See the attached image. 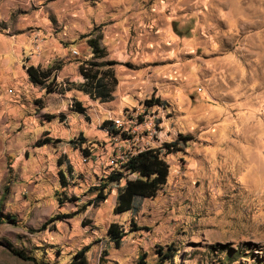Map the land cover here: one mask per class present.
<instances>
[{
  "label": "rangeland",
  "instance_id": "rangeland-1",
  "mask_svg": "<svg viewBox=\"0 0 264 264\" xmlns=\"http://www.w3.org/2000/svg\"><path fill=\"white\" fill-rule=\"evenodd\" d=\"M97 37L102 59L87 43ZM51 42L59 55L42 59ZM85 59L115 62L102 68L113 72L114 91L138 90L123 109L154 115L155 137L112 135L101 125L122 110L24 85L29 65L77 81ZM9 88L46 109L37 110L43 119L79 102L87 119L74 117L86 131L75 122L69 141L82 138L81 147H35L40 129L9 123L7 111L26 106L25 96L6 98ZM165 143L179 150L163 155L168 176L154 197L114 214L122 180L89 203L126 153ZM111 223L124 233L118 247ZM85 247L88 264H136L142 254L156 264L160 248L175 255L165 264H264V0H0V264H73Z\"/></svg>",
  "mask_w": 264,
  "mask_h": 264
},
{
  "label": "trees",
  "instance_id": "trees-1",
  "mask_svg": "<svg viewBox=\"0 0 264 264\" xmlns=\"http://www.w3.org/2000/svg\"><path fill=\"white\" fill-rule=\"evenodd\" d=\"M99 39L89 38L87 43L92 51L91 58L102 59L105 57V50L99 45ZM115 64L113 61L96 63L92 60L85 59L78 65L79 77L77 81L65 80V88L59 87L54 77L55 66L47 69H41L29 65L26 67V73L28 80L35 86H40L41 89L45 90L47 94L50 93H64L71 89L82 92L88 95L91 100H98L100 102H109L113 99V91L117 84L113 72L109 69H102L105 66H111ZM73 110L77 113L83 114L85 108L77 101H74ZM110 124L109 121H104L101 125L102 129H107L112 135H116L118 132ZM80 143L69 141V143L75 148H80L84 139H80ZM61 142L59 139H51L43 137L36 141L35 147H42L47 144H56ZM179 149H176V143H165L160 148L145 149L136 154H128L127 160L124 163H119V167L108 173V175L100 178V184L93 187L92 190L96 191V196L89 203L93 206H97L99 203L104 202L107 198L108 191H105L111 184H117L124 180L122 186H118L115 198V206L113 208L114 214H121L133 210L135 198H152L156 195L157 191L165 184L168 176V165L163 159V155L174 153ZM83 153L88 155L86 149H82ZM71 171L70 168H68ZM62 175L61 186L66 187L67 183ZM134 177L133 179H130ZM66 200H77V198ZM60 204L64 203L63 199L60 198ZM72 214L56 215L50 220L55 221L60 218H71ZM14 221V219H10ZM108 237L117 247L121 243V239L124 235L119 225L111 223L108 227ZM87 247L77 252L74 256L73 264H88L85 257ZM12 254L21 260L35 262L33 257L26 255L25 253L13 250ZM158 261L156 264H165L167 260H173L175 255L170 252H164L162 249L157 250ZM136 264H149L146 261V255L142 254L139 256Z\"/></svg>",
  "mask_w": 264,
  "mask_h": 264
},
{
  "label": "crops",
  "instance_id": "crops-1",
  "mask_svg": "<svg viewBox=\"0 0 264 264\" xmlns=\"http://www.w3.org/2000/svg\"><path fill=\"white\" fill-rule=\"evenodd\" d=\"M105 38H106V40H109V34H106ZM1 43H3L4 47L6 46V43H4V42H1ZM57 49H58V47L54 42H51L49 45H45L41 49V51H43L42 52V59L46 58L49 60L50 58H53V56H58L59 51H57ZM14 51L15 52L17 51L16 46L8 44V52L13 54ZM60 52H61V50H60ZM49 65H46L45 67H47ZM76 70L78 72V66H77ZM78 76H79V72L77 73L75 78H78ZM127 76L133 77V75H128L125 73L123 74L122 77H127ZM116 77H117V75H116ZM24 78L26 80L24 82L26 89L28 87H32V89L35 90L34 88L37 87V88H39V90H43L40 88V86H35L32 83H30V81L28 80V77H24ZM53 78L55 79V81L59 87H64L61 85V83H65L64 80L68 79V77H60L57 74H54ZM119 83H120V81H119ZM120 85L121 84L118 85V88ZM130 86H133V84H129L127 86V89H129V93L131 91H138V90L130 89L129 88ZM137 87H139V85H137ZM118 90L119 91L117 92V88H116V90L113 92V94H112L113 99L111 101L102 102V103H105L106 105H108L110 107L115 108L116 111L123 110V107H125V105L127 104V98L129 96V93L127 91L123 92L124 90H123L122 86ZM23 91L24 90L19 91V90L13 89V88H9L7 91V94H8L6 97L7 99L9 97L14 98V99H21V98L23 99L24 96L26 97V106L24 108L17 109L14 106V107H11L9 109V111H7L10 116L11 115L13 116L12 118L10 117L11 118L9 120L10 124H14V123L18 124L19 122H22L24 129H26V130L40 129L41 134H43V137H48L51 139H59L60 141H63V140L69 141L70 136L73 135V132H74L75 126L73 124H75V122L78 124L77 127L81 128L82 131L83 130L86 131V125L81 124V122L76 117H74L77 114V116L82 115L84 117V119H87L86 114H85L86 109H85V112L83 114L77 113L73 110V107H72L73 103L71 105L69 103L68 109L66 108L65 111H59L56 114H53L51 117H47V118L43 119L44 113H39V112H46L45 111L46 109L42 108L41 110H39L35 106H33L30 101H27L28 100V94L26 92L23 93ZM43 91H44V94H47L45 92V90H43ZM71 91L81 93V95L87 99V102L89 100L91 102H94V103L98 101V100H95V101L91 100L88 95H85L82 92H79V91L74 90V89H71L69 91H65L62 94L61 93H50L47 95L50 96L51 94H56V95L64 96L65 98H67V97L73 98L71 95H69L71 93ZM73 100L75 101V99H73ZM53 101H56V100L53 99ZM61 101H63V100H61ZM56 102H58V101H56ZM87 104H90V103H87ZM60 108H62V107H60ZM37 110H39V112H37ZM66 111L68 112V115L64 116ZM39 114H40V116H39ZM59 125H62V127H60ZM102 130H104V129H102ZM103 132H105V131H103ZM48 145L49 144L44 145V147L47 148ZM27 167H29V165Z\"/></svg>",
  "mask_w": 264,
  "mask_h": 264
},
{
  "label": "built area",
  "instance_id": "built-area-1",
  "mask_svg": "<svg viewBox=\"0 0 264 264\" xmlns=\"http://www.w3.org/2000/svg\"><path fill=\"white\" fill-rule=\"evenodd\" d=\"M73 55H77L76 51H72ZM64 86V85H63ZM113 127L117 130L118 136L123 139H131L143 134V137L153 138L157 134V126L155 124V116L151 114H133L128 109H123L118 118L110 119ZM143 139V138H141ZM146 148H134L123 156L119 163H124L127 160L128 154H136Z\"/></svg>",
  "mask_w": 264,
  "mask_h": 264
}]
</instances>
